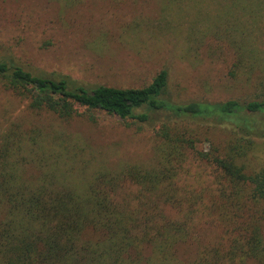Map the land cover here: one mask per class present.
<instances>
[{
    "label": "trees",
    "instance_id": "obj_1",
    "mask_svg": "<svg viewBox=\"0 0 264 264\" xmlns=\"http://www.w3.org/2000/svg\"><path fill=\"white\" fill-rule=\"evenodd\" d=\"M161 3L188 41L232 51L228 77L254 81L251 98L179 103L166 70L142 87H85L0 56V88L28 114L0 124V264H264V166L250 165L264 139V0ZM95 112L150 127L153 163L91 168L35 117Z\"/></svg>",
    "mask_w": 264,
    "mask_h": 264
},
{
    "label": "rangeland",
    "instance_id": "obj_2",
    "mask_svg": "<svg viewBox=\"0 0 264 264\" xmlns=\"http://www.w3.org/2000/svg\"><path fill=\"white\" fill-rule=\"evenodd\" d=\"M162 6L161 0H83L70 8L50 0H0V56L32 74L85 87H142L166 70L168 93L179 103L251 98L254 81L244 85L228 77L232 51L209 39L188 41L186 23ZM176 26L181 32L173 35L169 28ZM25 109L24 101L0 88V124L26 117ZM35 117L75 144L91 168L153 163L146 125L104 112H95L93 122ZM250 165L264 166V139L255 140Z\"/></svg>",
    "mask_w": 264,
    "mask_h": 264
}]
</instances>
